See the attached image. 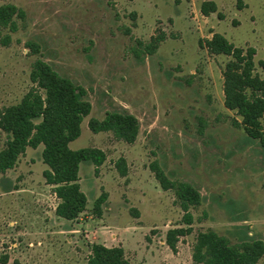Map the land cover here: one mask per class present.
Returning a JSON list of instances; mask_svg holds the SVG:
<instances>
[{
  "label": "rangeland",
  "instance_id": "1",
  "mask_svg": "<svg viewBox=\"0 0 264 264\" xmlns=\"http://www.w3.org/2000/svg\"><path fill=\"white\" fill-rule=\"evenodd\" d=\"M203 3L216 11L202 13ZM5 4L23 16L15 20L16 32L0 29V112L32 87L36 60L84 89L91 112L69 147L104 153L96 173L83 171V190L90 205L101 193L107 197L102 222L93 206L82 224L58 218L40 149L28 148L13 169L0 173V264H87L91 246L100 245V227L133 236L125 247L134 252L140 245L155 253L150 263L135 252L132 264H195L196 236L208 230L231 245L264 243V143L249 137L240 117L225 108L222 72L229 57L206 48L220 34L235 47L254 49V73L264 80V0H0ZM6 35L10 43L3 46ZM159 35L164 40L149 51ZM110 112L138 120L133 144L89 130L90 120ZM6 139L0 129V150ZM153 163L170 181L200 193L190 226L174 192L155 179ZM87 224L94 239L85 237ZM174 229L184 233L172 250L166 235Z\"/></svg>",
  "mask_w": 264,
  "mask_h": 264
},
{
  "label": "trees",
  "instance_id": "2",
  "mask_svg": "<svg viewBox=\"0 0 264 264\" xmlns=\"http://www.w3.org/2000/svg\"><path fill=\"white\" fill-rule=\"evenodd\" d=\"M241 7V6H239ZM216 11L213 3H203L201 12L208 15ZM23 13L14 5L0 6V29L10 33L17 31L15 20ZM164 40V35L151 38L149 51L153 52ZM1 43L7 46L10 37L6 35ZM34 53L37 47L29 43ZM210 54L229 57L223 76L224 106L240 117L239 126L245 133L264 143V80L256 73L255 50L242 49L229 43L227 39L214 34L206 42ZM264 67V63L259 62ZM32 87L19 103L8 106L0 112V129L7 139L0 150V173L15 167L26 148L36 149L42 145V163L46 166L42 176L47 185L53 186L60 200L55 215L67 221L76 220L86 210L87 199L79 186V165L90 162L101 166L106 156L97 149L73 151L69 144L79 138L81 123L91 112V104L85 98L86 92L71 80L60 76L51 66L36 60L29 74ZM88 128L93 134L110 132L126 144H133L138 136L139 122L127 112L106 113L101 121L90 120ZM119 173L126 175L124 162L116 164ZM154 177L164 191L172 190L183 212V222L192 224L191 208L201 204L200 193L191 185L167 179L157 163L151 165ZM107 195L101 193L94 201L92 214L100 217L102 205ZM182 229L167 232L166 242L172 250L176 237ZM264 256V243L260 240L242 241L231 245L225 237L212 230L199 232L193 246L192 260L195 264H257ZM87 264H129L121 248H105L92 245Z\"/></svg>",
  "mask_w": 264,
  "mask_h": 264
},
{
  "label": "crops",
  "instance_id": "3",
  "mask_svg": "<svg viewBox=\"0 0 264 264\" xmlns=\"http://www.w3.org/2000/svg\"><path fill=\"white\" fill-rule=\"evenodd\" d=\"M84 120V119H83ZM71 144V143H70ZM70 144H69V146H70ZM37 148H39L40 149V152H41V154H42V150H43V146L42 145H40V146H38ZM36 148V149H37ZM27 149L28 148H26V150H25V153L27 152ZM30 149H32V148H30ZM105 162V161H104ZM44 165V164H43ZM45 166V165H44ZM102 166V165H101ZM100 167V166H99ZM98 167V168H99ZM98 168L97 167H95L92 163H90V162H82L80 165H79V186H80V189H81V191L84 193V195L86 196V199H87V203H86V210H85V212H83L81 215H79V217L76 219V220H74V221H77V222H79V223H81V221H82V217L81 216H84L86 213H87V210L89 209V208H91L92 206H93V202L95 201V199H97V198H95L93 201H92V204L90 205L89 204V201H88V195L86 194V191H84L83 190V175H82V173H83V171L85 170V169H88L89 171H94L95 173L97 172V170H98ZM45 170H46V166H45ZM44 182H45V180H44ZM46 184V183H45ZM46 186H48L49 188H51L52 190H53V193H54V188H53V186H50V185H47L46 184ZM89 187H91V183H89ZM108 201H109V203H111V196H110V194H108ZM57 207V206H56ZM93 209V208H92ZM55 210H56V208H55ZM103 210H104V208H103ZM108 210H111V209H109L108 208ZM104 213H102L101 214V216L100 217H96L95 215H94V217L97 219V221H101L102 222V219L104 218ZM86 217H87V215H86ZM92 217V216H91ZM88 219V218H87ZM67 221V220H66ZM82 224V223H81ZM100 224V223H99ZM86 226H89L88 224L86 225ZM100 230H101V233L103 234V236H102V239H101V242H100V245H102L103 247H105V248H121L122 250H123V252H124V256H125V258L127 259V261L129 262V264H132V260H131V256L135 253V252H138V253H142L143 254V257L145 258V260L146 261H148V259L150 258V259H152V261H150V263H152L153 261H155L156 260V257H155V253H153V252H148L147 251V249L144 247H142V246H140L139 245V247H137V249H136V251L134 252V250H132L131 248H132V246H126L125 247V245L126 244H128V243H130L131 244V241H132V239H134V238H132L133 236H131L130 237V235H128V236H126V237H121L119 234H117V233H112V234H106L104 231H103V228H99ZM123 240H124V242H123ZM122 243V245H119L118 246V243ZM98 244V243H97ZM109 244H113V245H109ZM162 244H164V242H162ZM115 245H117V247H111V246H115ZM135 246V245H134ZM169 247V246H168ZM127 251H128V254L130 255V257L129 256H126V253H127Z\"/></svg>",
  "mask_w": 264,
  "mask_h": 264
},
{
  "label": "built area",
  "instance_id": "4",
  "mask_svg": "<svg viewBox=\"0 0 264 264\" xmlns=\"http://www.w3.org/2000/svg\"><path fill=\"white\" fill-rule=\"evenodd\" d=\"M53 200L55 201V207H56L59 204L60 200L57 198L55 193H53ZM106 231H107V233L112 234L111 230L107 229ZM84 233H85L86 238L91 237L94 239L95 232L93 230H90L89 226H86V228L84 229Z\"/></svg>",
  "mask_w": 264,
  "mask_h": 264
}]
</instances>
